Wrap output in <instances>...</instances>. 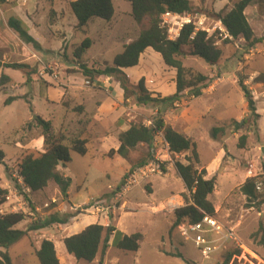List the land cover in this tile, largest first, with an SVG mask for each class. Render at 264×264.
<instances>
[{
    "label": "rangeland",
    "instance_id": "374dc122",
    "mask_svg": "<svg viewBox=\"0 0 264 264\" xmlns=\"http://www.w3.org/2000/svg\"><path fill=\"white\" fill-rule=\"evenodd\" d=\"M70 1L0 0V75L9 77L7 83L0 85V149L4 154L0 186L8 190L0 213L20 209L27 215L25 220L30 219L25 226L24 221L16 225L23 230L37 215L43 217L53 212L74 214L61 225L65 231L71 229L75 220L102 224L107 217V224L116 229L104 255H98L93 264H218L228 255L227 264H264L261 233L253 235L260 220L264 228V201L256 205L264 197V0H255L246 8L255 37L262 39L247 47L242 38L223 44L225 35L219 34L221 39L216 44L223 54L214 65L192 55L179 57L185 67L206 75L210 81L197 97L185 92L179 102L160 105L166 124L195 141L199 168H205L207 177L216 178L209 196L216 212L212 217L222 233L231 231L232 237L224 238L211 231L209 237L217 247L207 256L181 234L178 226L169 232L174 209L185 205V196H189L175 163L186 164L190 152H170L159 131L150 149L140 143L125 158L115 154L109 157V149L118 147V133L133 123L151 125L157 107L137 104L132 91L124 97L119 82L111 77L95 75L90 80L81 73L82 64L93 68L112 64L123 45L137 37L139 26L130 16V2L112 0L114 15L109 21L93 17L80 30L76 28ZM190 1L193 9L188 15L167 18L170 38L177 36L185 17L209 34L223 31L215 13L226 12L237 0ZM10 16L26 25L40 48L23 42L7 26ZM85 38L90 45L76 58L74 53ZM129 68L125 74L131 89L142 79L152 96L174 92L175 70L166 66L152 49L148 48L138 64ZM239 79L250 89L260 115L255 124L246 109ZM10 96L15 98L5 104ZM36 116L49 120L54 130L63 131L69 140H87L84 155L71 151V160L59 167L71 178L67 197L60 194L52 181L39 191L22 187L26 197L14 187L12 177L22 182L18 164L23 154L43 150L41 129L34 122ZM212 127H223L224 132L213 139ZM243 133L247 139L245 147L240 148L237 140ZM148 154L152 159L147 164L130 170L132 164ZM249 170L251 175H258L261 183L253 205L239 191L241 184L251 177ZM87 205L90 206L85 208ZM134 232L143 235L136 252L116 248L119 237ZM43 238L55 243L63 264H87L68 256L61 241L31 231L8 247L12 264H39L35 250ZM177 252L182 257L169 255Z\"/></svg>",
    "mask_w": 264,
    "mask_h": 264
},
{
    "label": "trees",
    "instance_id": "16d2710c",
    "mask_svg": "<svg viewBox=\"0 0 264 264\" xmlns=\"http://www.w3.org/2000/svg\"><path fill=\"white\" fill-rule=\"evenodd\" d=\"M130 2V16L139 26V32L135 39L123 45L120 53L113 58L112 64L104 65L102 68L88 67L85 64L80 66L83 76L93 79L95 75L111 77L119 82L123 90L124 97L129 91L135 95L136 103L139 105H152L157 107V115L153 118L151 125L144 123L130 124L126 129L118 133V147L109 149L108 156L118 155L123 158L127 157L138 144L145 143L151 147L155 134L160 131L168 144V149L174 154L190 152L187 157V163L176 162L175 168L183 181L184 187L189 192L185 196V205L175 208L173 211V221L169 228L178 226L181 223L198 222L204 215L214 216L216 214L213 202L209 196L213 193L216 178L214 176L207 178L206 170L200 167L197 146L189 136L182 134L170 125L165 124L160 105L173 104L179 102L186 93L193 97L201 95L202 89L207 87L210 78L200 72H194L185 67L180 58L184 55H192L201 58L210 65L217 64L222 58V48L216 43L221 39L220 35H226L222 43L226 44L237 38L245 41V46L251 47L259 42L262 37H255L253 29L245 15V9L255 0H237L226 12L218 11L215 13L216 18L220 21L223 31H215L209 34L205 30L195 29L194 23L184 24L175 38H170L166 24L162 23V15L165 12L173 14H188L192 11L193 6L190 0H127ZM71 12L76 18V28L82 30L87 23L93 18L98 17L109 21L114 15L112 0H72L69 2ZM7 26L17 33L19 38L26 43L40 48V45L29 35L25 24L17 17L10 16L7 19ZM218 34V36H217ZM90 45V40L85 38L75 51V57L80 58L85 49ZM147 48L158 53L163 63L175 70V91L167 96L160 97L150 95L144 87L143 80L140 79L131 89L129 79L124 69L136 66L140 54ZM8 66V65H7ZM10 66H23L22 64H11ZM9 81V77L1 73L0 85ZM238 85L243 91L246 101L247 110L252 117V123H256V118L260 115L256 111L254 99L250 89L238 80ZM15 97L10 96L5 100V104L10 103ZM35 125L40 127L43 139L42 151L33 153L27 151L21 157L18 164V175L22 182L16 178H11L15 189L26 197L23 188H28L31 192L44 189L50 181L54 182L60 194L67 197L71 178L59 169L60 166L71 160L70 152L74 151L84 155L87 151L85 138L67 139L63 131H55L51 122L40 116L35 117ZM246 119L242 121L244 124ZM239 126L237 121H232ZM223 133V127H212L211 137L216 138L217 133ZM247 135L241 134L238 137L237 145L240 148L245 147ZM4 154L0 149V162L3 163ZM152 159V155L140 159L131 165L130 170L147 164ZM8 172V167L5 166ZM258 182V175L253 174L247 178L239 187V191L250 202V205L257 199L255 185ZM119 188V187H118ZM8 196L7 188L0 186V204L6 202ZM264 201V197L256 202V205ZM252 203V204H251ZM90 205L85 206L88 207ZM33 209V208H32ZM72 213L60 214L58 212L49 213L40 217L33 218L23 229L16 228V225L25 220L27 215L22 211L0 213V264H12L8 254V247L16 242L23 235H28L30 231H38L50 227L53 224H66L72 217ZM115 226L112 224L102 225L93 223L87 225L83 230L76 234L66 236L62 239L67 253L72 255L76 260H84L91 263L97 255L102 257L108 247V241L115 232ZM261 233L259 242L264 247V228L260 220L258 229L254 236ZM143 235L140 232L124 234L119 237L115 244L116 248L124 252H136ZM168 254V253H167ZM35 255L39 264H60L57 257L54 243L50 239L43 238ZM169 255L182 257L181 253H169ZM230 259L229 255L218 264H227ZM188 262V261H187Z\"/></svg>",
    "mask_w": 264,
    "mask_h": 264
},
{
    "label": "built area",
    "instance_id": "2783aa9c",
    "mask_svg": "<svg viewBox=\"0 0 264 264\" xmlns=\"http://www.w3.org/2000/svg\"><path fill=\"white\" fill-rule=\"evenodd\" d=\"M180 15H182V14H173V13H170V12H165L162 15V23L166 24V26H167V18L168 17H180L181 18ZM190 22L194 23V21L192 19H190L189 17L183 18L182 21L179 24V29L184 24L190 23ZM194 26H195V29L205 30L203 27L199 28L198 26H196L195 23H194ZM167 28H168V26H167ZM219 28L221 29V27H219ZM166 144H167V142H166ZM167 146H168V144H167ZM248 174H249L248 176H251V170L248 171ZM260 189H261V183L257 182L256 185H255V190H260ZM45 206L47 207L48 205H45ZM178 228L180 229V232H181V234L183 236L188 237L189 239L192 240L194 245L200 250V252H201V254L203 256L209 255L217 247V244L214 243L215 240H212L209 237V233L211 231H215L217 234L221 233L224 238L227 237V238L230 239L232 237L231 231H228L226 233H222V231L220 230L219 224H217V221L212 216H208V215H204L202 217V219L200 221H198V222L181 223V224L178 225Z\"/></svg>",
    "mask_w": 264,
    "mask_h": 264
},
{
    "label": "crops",
    "instance_id": "0c3cea01",
    "mask_svg": "<svg viewBox=\"0 0 264 264\" xmlns=\"http://www.w3.org/2000/svg\"><path fill=\"white\" fill-rule=\"evenodd\" d=\"M255 2V1H254ZM254 2L253 3H251V4H254ZM245 15H246V9H245ZM26 26V25H25ZM27 28V27H26ZM148 50V48L147 49H145L141 54H140V56H139V61H140V57H141V55H143L146 51ZM138 61V62H139ZM127 70H131L130 68H128V69H124V72L125 71H127ZM172 70H173V68H172ZM126 73V72H125ZM175 73V72H174ZM174 89H175V85H174ZM175 91V90H174ZM202 94V93H201ZM169 95V94H168ZM167 96V95H166ZM246 109H247V105H246ZM157 111V110H156ZM164 120V119H163ZM165 122V121H164ZM165 124H166V122H165ZM167 125H169V124H167ZM173 129H175L176 130V128L174 127V126H172V125H170ZM177 131V130H176ZM206 177H207V175H206ZM207 178H209V177H207ZM68 193H69V191H68ZM4 206H6V205H4ZM8 206H10V205H8ZM19 207L20 208H22L23 210L25 209V207L23 208L21 205H19ZM36 210H39L38 208H35ZM15 211H20V209H14V210H11V211H9V212H15ZM30 219H27V220H23L24 221V226H25V224H27V221H29ZM87 220V219H86ZM93 222L94 221H83L82 220V218L78 221V220H75V222L73 221V228H74V226H75V229H73L72 228V226H71V229L70 230H66L65 231V229H63V227L61 226V225H63V224H53V225H51L50 227H47V228H43V229H41V230H38V231H31V234H32V232L33 233H35V232H37V234H39V233H42V234H47V235H50V236H52V237H54L56 240H59V241H61L62 243H63V241H62V239L64 238V237H66V236H69V235H72V234H76V233H78V232H80L81 230H83L87 225H89V224H93ZM68 223V222H67ZM96 223H98V222H96ZM107 223H108V218L106 217L105 219H104V222L102 223V225H107ZM112 237V236H111ZM47 239V238H46ZM111 240V239H110ZM52 241V240H51ZM41 242V241H40ZM40 242H39V245H40ZM53 242V241H52ZM109 242L110 241H108V244H109ZM54 243V242H53ZM39 247V246H38ZM38 247L36 248V249H38ZM54 247H55V243H54ZM56 249H57V247H55ZM56 249H55V251H56ZM107 249V248H106ZM106 251V250H105ZM67 252V251H66ZM56 254H57V257H58V259H59V262H60V264H63V262H62V260H61V257L59 256V254H58V252L56 251ZM69 254V253H68ZM68 256H72V255H68ZM69 259H70V257H68ZM72 258H74L73 256H72ZM96 258H98V255H97V257ZM74 260H75V258H74ZM75 262V261H74ZM94 262V261H93ZM87 264H93L92 262L91 263H88V262H86Z\"/></svg>",
    "mask_w": 264,
    "mask_h": 264
},
{
    "label": "water",
    "instance_id": "95a60500",
    "mask_svg": "<svg viewBox=\"0 0 264 264\" xmlns=\"http://www.w3.org/2000/svg\"><path fill=\"white\" fill-rule=\"evenodd\" d=\"M98 264H100V263H98Z\"/></svg>",
    "mask_w": 264,
    "mask_h": 264
}]
</instances>
